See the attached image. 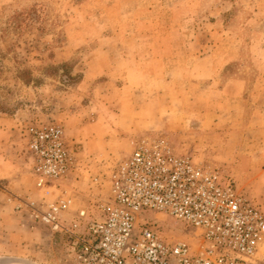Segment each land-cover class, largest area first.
<instances>
[{
  "label": "rangeland",
  "instance_id": "374dc122",
  "mask_svg": "<svg viewBox=\"0 0 264 264\" xmlns=\"http://www.w3.org/2000/svg\"><path fill=\"white\" fill-rule=\"evenodd\" d=\"M154 35L170 40L157 43ZM195 36L234 53L229 69L246 79L244 99L251 107L243 120L250 117L251 129L239 140L242 158L232 157L234 139L213 135L220 127L201 129L187 117L190 80L211 77L176 74L191 63L183 51H198L189 40ZM129 52L136 57L131 63L125 62ZM156 54L161 71L144 76L135 70L138 59ZM117 60L120 69L131 71L128 88H120L122 74H114L115 68L103 67ZM195 68L206 72L200 64ZM201 90L210 94L205 86ZM255 109L264 114V0H0V174L18 177L0 179V264H71L64 236L35 225L24 206L14 208L17 199L38 204L53 199L35 187L30 174L22 136L28 124H59L77 152L82 169L65 182L72 208L108 195L109 173L138 137L163 134L175 152L223 169L264 211V132L252 117ZM6 128L14 131L8 139L1 132ZM12 159L18 162L16 174ZM93 176L100 185L91 182ZM146 217L162 234L197 247V237L181 222L162 214ZM239 264H264V243Z\"/></svg>",
  "mask_w": 264,
  "mask_h": 264
},
{
  "label": "built area",
  "instance_id": "2783aa9c",
  "mask_svg": "<svg viewBox=\"0 0 264 264\" xmlns=\"http://www.w3.org/2000/svg\"><path fill=\"white\" fill-rule=\"evenodd\" d=\"M22 136L35 187L53 199H17L14 208L64 236L71 264H239L264 243V211L223 169L175 152L163 134L138 137L109 173L108 195L76 208L65 182L82 168L61 126L28 124ZM91 182L101 183L98 176ZM146 213L181 222L197 247L162 234Z\"/></svg>",
  "mask_w": 264,
  "mask_h": 264
},
{
  "label": "crops",
  "instance_id": "0c3cea01",
  "mask_svg": "<svg viewBox=\"0 0 264 264\" xmlns=\"http://www.w3.org/2000/svg\"><path fill=\"white\" fill-rule=\"evenodd\" d=\"M260 35L261 34L259 33L256 34L253 38V41L256 42ZM181 37L184 38L185 36L181 35ZM130 38L132 37H125V39L127 40H130ZM153 38L156 40L157 43L161 41L167 42L170 40V37L167 35L165 37H161L160 35H154ZM189 40L191 41V44L193 42L199 49L198 51H193L189 53L183 51V59H189L191 63L187 67L183 66L182 68L178 67L179 70L175 69L176 74L181 73L179 75H198L199 73H209L211 74V77L209 76L201 80H199L198 78L196 80H190L192 92L190 94V97L188 98V106L190 107L191 111H189L187 117H189V121L191 123H199V127L201 129L203 128V126H210V124L212 123H214L215 127H220V132H216V130H213V135L218 136V134H220V138L222 139H234L235 147L233 148V150H235V156L232 155V157L242 158V156H239V154L237 153L240 150L239 147H241V142L239 140L243 139L244 133H246L247 130L251 129L249 126L246 125L247 123H251V120H249L250 117L248 118L247 123L243 120L245 108L247 107V105L250 106L251 104L250 102L248 103L244 99L246 79L241 73L237 71H231L229 69V63L235 57L234 53H224L217 50V46H214L215 42L213 44L209 43L210 40H208V38H206V40L204 41L195 36ZM129 59H136L134 52L128 53V57L125 59V62L129 61L131 63ZM161 59L162 57L159 56V54H156L155 57H151L150 59H143L142 61L138 59L135 63L134 68L135 70H137V72L141 73L144 76L155 75L157 74V72L161 71ZM199 62H205L207 63V65L205 66L204 64H201ZM104 63L105 64H103V67L106 68L112 66V68H115L117 70L114 74H122V82L119 83L120 88H128V75L131 73V71L128 68L120 69V67L118 66L119 60H117L115 64L109 62ZM197 64H200L203 68H205L206 72H204V70H196L195 65ZM169 73H171V70L169 71ZM213 76L217 77L214 78ZM215 79H217L216 87L212 88ZM175 83H177V81ZM204 86L206 88V92H208L209 88L210 94H206L201 90V87ZM144 88L147 87L145 86ZM215 88L218 89L215 90ZM223 94L224 96H222ZM217 98H219V100ZM252 105H254L255 107L258 106L256 101H253ZM252 117L253 119H258L257 125L259 126H257V128L258 130L261 129L260 131L264 132V114L261 115L257 111V109H255L252 113ZM10 120L11 119L9 118L2 119L4 124L8 126L12 125V121L10 122ZM1 132L6 136V139H8V135L14 131H11V128H6L1 130ZM206 133H209V131H207ZM2 156H4V154H2ZM12 161L14 163V166L11 170L14 174H16L15 170L18 169V162H16L14 159H12ZM9 176L10 174H0V179ZM14 176L15 177L10 176V178H18L16 177L17 175ZM80 176L82 178V175ZM10 182L12 181L8 180V183ZM83 195L88 196V194L86 193H84Z\"/></svg>",
  "mask_w": 264,
  "mask_h": 264
}]
</instances>
